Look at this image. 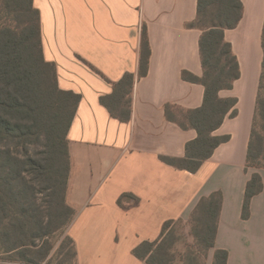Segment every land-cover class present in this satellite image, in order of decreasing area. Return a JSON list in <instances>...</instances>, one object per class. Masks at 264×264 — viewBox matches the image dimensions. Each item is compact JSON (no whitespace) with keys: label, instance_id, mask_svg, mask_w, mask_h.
Returning <instances> with one entry per match:
<instances>
[{"label":"crops","instance_id":"1","mask_svg":"<svg viewBox=\"0 0 264 264\" xmlns=\"http://www.w3.org/2000/svg\"><path fill=\"white\" fill-rule=\"evenodd\" d=\"M242 2L240 23L226 30L241 76L232 89L220 91L238 99L237 114L230 111L214 132L230 139L190 172L163 157H184L198 136L168 119L166 109H195L204 101V85L183 77L184 71L203 74L202 30L189 26L198 0H33L59 87L81 95L67 135L66 200L74 210L67 235L77 264H148L134 249L158 240L167 221H190L202 199L218 191L223 199L216 246L206 264L216 249L228 251V264H264V187L251 200L249 219L242 218L253 173L264 184V168H246L264 56V0ZM144 25L152 52L148 74L138 77ZM127 72L136 81L131 119L124 122L101 97L112 94Z\"/></svg>","mask_w":264,"mask_h":264},{"label":"trees","instance_id":"2","mask_svg":"<svg viewBox=\"0 0 264 264\" xmlns=\"http://www.w3.org/2000/svg\"><path fill=\"white\" fill-rule=\"evenodd\" d=\"M16 1L30 13L31 20L19 28L0 27V254L14 253L24 264H40L53 247L47 238L69 224L74 215L66 200L70 176L67 135L81 95L59 87L56 64L44 55L40 11L33 0ZM243 11L242 0H198L196 19L189 26L202 30L203 74L196 76L184 71L183 77L204 85V101L198 108L185 110L186 120L171 113L172 106H166L168 119L198 132L197 138L187 143L184 157H163L179 169L197 172L216 148L230 139L229 135L214 132L230 111L231 116L237 114L234 107L238 99L223 97L220 91L232 89L241 76L239 60L232 43L226 39V30L238 26ZM262 47L264 52V27ZM151 52L144 25L138 77L148 74ZM135 81L136 75L127 72L114 83L112 94L101 97L111 114L124 122L131 119ZM260 116L264 119V56L247 169L264 168L257 151L256 124ZM40 143L44 150L31 152ZM263 187L261 174L253 173L246 186L243 219H249L251 200ZM222 199L223 194L218 191L197 206L194 214L200 212L201 217L195 218L193 214L192 227L198 252L195 256L187 255L186 264H200L198 256L203 254L207 258L215 248ZM172 223L167 221L161 237L142 243L134 254L148 264H170L174 259L170 256L166 231ZM69 239L77 258L75 242ZM228 257L227 250L216 249L212 264H228Z\"/></svg>","mask_w":264,"mask_h":264},{"label":"rangeland","instance_id":"3","mask_svg":"<svg viewBox=\"0 0 264 264\" xmlns=\"http://www.w3.org/2000/svg\"><path fill=\"white\" fill-rule=\"evenodd\" d=\"M27 20H31L30 13L26 11L16 0H0V27L9 26L19 28ZM175 115L186 120V112L180 108L174 109ZM257 151H259L260 159L264 165V119L259 117L257 124ZM44 150V145L40 143L37 149L31 148L33 153H41ZM259 170L256 168H251ZM41 196V195H39ZM195 218L201 217L200 212L194 214ZM194 218V217H193ZM72 221V220H71ZM70 221V222H71ZM192 218L186 222L178 220L173 223L167 232L166 239L169 244L170 256L174 259L170 264H186V256L198 252V246L193 235ZM69 222V224H70ZM69 224L64 228L54 232L47 240L52 244V249L46 259L40 264H76L74 258V245L67 235ZM39 242V244H41ZM201 254V253H200ZM209 257V255H208ZM208 257L203 254L198 256L200 264H206ZM18 257L12 254H0V264H24V261L17 259ZM10 260V261H8Z\"/></svg>","mask_w":264,"mask_h":264}]
</instances>
